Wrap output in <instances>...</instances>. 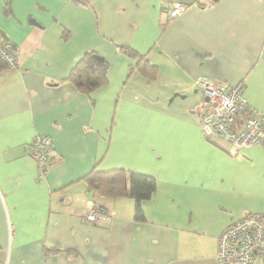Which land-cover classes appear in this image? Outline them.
<instances>
[{"label":"crops","instance_id":"crops-1","mask_svg":"<svg viewBox=\"0 0 264 264\" xmlns=\"http://www.w3.org/2000/svg\"><path fill=\"white\" fill-rule=\"evenodd\" d=\"M212 1L0 0V36L19 48L0 69V264H216L220 232L264 214V144L204 135L194 83L240 84L264 119V0ZM121 46L156 78L130 70ZM89 50L109 69L86 94L66 77ZM36 132L57 156L39 177ZM119 167L155 180L142 221L131 198L88 189L87 172Z\"/></svg>","mask_w":264,"mask_h":264},{"label":"built area","instance_id":"built-area-1","mask_svg":"<svg viewBox=\"0 0 264 264\" xmlns=\"http://www.w3.org/2000/svg\"><path fill=\"white\" fill-rule=\"evenodd\" d=\"M185 9L175 3L168 9L170 17ZM0 60L14 68L19 61V48L14 42L0 37ZM194 83L206 97L208 109L199 125L204 135L218 134L237 147L258 144L264 138L260 118L252 114L248 101L242 94V86L226 88L223 84L205 77H197ZM238 85V84H237ZM53 152L49 135L36 132L31 141L30 155L37 166L38 177ZM104 217L99 208L90 203L85 218L95 221ZM216 264H264V214H246L233 220L217 237Z\"/></svg>","mask_w":264,"mask_h":264},{"label":"trees","instance_id":"trees-1","mask_svg":"<svg viewBox=\"0 0 264 264\" xmlns=\"http://www.w3.org/2000/svg\"><path fill=\"white\" fill-rule=\"evenodd\" d=\"M77 1L85 5L90 2V0ZM120 49L125 55L135 60L134 64H129L130 70L137 68L140 73L150 81L156 78L157 66L150 63L145 54L139 53L130 46H121ZM4 67L7 66L0 60V69ZM108 69L109 63L106 58L94 50H89L84 52L77 62L71 67L66 79L70 80L80 92L91 94V92L95 89L106 84L108 81ZM235 86H239V84ZM225 87L230 88L228 86ZM251 111L253 115L261 119L264 128V119L262 116L252 108ZM204 113L205 111H203L200 115L199 125L202 121ZM258 144H264V138ZM48 157L49 159L47 160V163L44 164L42 168V175L47 167L52 164L57 157L54 154V150ZM84 178L88 184V189L93 192L111 196L124 195L131 198L133 201V219L135 221H142L145 219L142 209V201L150 197L156 184L151 175L119 167L109 170L93 169L87 172V174L84 175ZM53 250L57 249H47V251ZM68 252H70V250H68Z\"/></svg>","mask_w":264,"mask_h":264},{"label":"rangeland","instance_id":"rangeland-1","mask_svg":"<svg viewBox=\"0 0 264 264\" xmlns=\"http://www.w3.org/2000/svg\"><path fill=\"white\" fill-rule=\"evenodd\" d=\"M202 1H203V0H202ZM136 70H137V72H139V73H140V71H139L137 68H136ZM140 74H141V73H140ZM169 100H170V98H169ZM169 100H168V101H169ZM171 104H172V103H171Z\"/></svg>","mask_w":264,"mask_h":264},{"label":"clouds","instance_id":"clouds-1","mask_svg":"<svg viewBox=\"0 0 264 264\" xmlns=\"http://www.w3.org/2000/svg\"><path fill=\"white\" fill-rule=\"evenodd\" d=\"M93 203V202H92ZM97 206V205H96ZM98 207V206H97ZM100 210V209H99Z\"/></svg>","mask_w":264,"mask_h":264}]
</instances>
